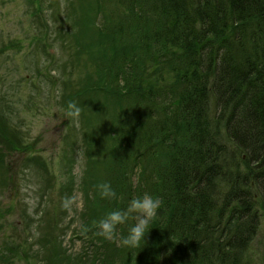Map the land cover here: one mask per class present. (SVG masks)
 <instances>
[{
    "label": "trees",
    "instance_id": "1",
    "mask_svg": "<svg viewBox=\"0 0 264 264\" xmlns=\"http://www.w3.org/2000/svg\"><path fill=\"white\" fill-rule=\"evenodd\" d=\"M82 1L87 18L99 11L87 33L96 70L81 94L105 98L116 125L95 182H110L118 198L104 199L101 218L144 193L164 204L140 248L102 238L70 256L57 245L54 264H251L246 250L261 222L264 229V0ZM106 5L115 9L102 17ZM49 35L58 37L40 32L53 42ZM138 157L155 165L142 166L134 187L127 174L139 170ZM36 255L22 258L45 264ZM0 260L17 261L4 250Z\"/></svg>",
    "mask_w": 264,
    "mask_h": 264
},
{
    "label": "rangeland",
    "instance_id": "2",
    "mask_svg": "<svg viewBox=\"0 0 264 264\" xmlns=\"http://www.w3.org/2000/svg\"><path fill=\"white\" fill-rule=\"evenodd\" d=\"M70 1L78 2L73 11L68 0H49L45 9L37 6L38 0H0V153L4 165L0 168V250L11 262L19 256L13 264H26L24 250L29 260L37 253L33 261L54 264L50 255L57 245L71 256L84 245L93 249L102 240L94 235L91 222L86 234L80 226L86 219H101L105 203L95 181L100 182L103 168L108 167L107 142L116 125L109 103L104 107L105 98L101 96L99 104L87 93L81 94L96 70L87 33L99 10L91 9L87 18L81 11L83 1ZM111 9L115 6H102V17ZM53 30L58 34L57 38L49 35L53 42L40 36ZM69 102L81 109L78 122L65 114ZM154 108L152 112L159 114ZM129 113L138 111H123L120 122ZM120 116L121 112L116 120ZM138 158L133 162L140 164L139 170L127 174L134 187L142 166L155 165L150 158L148 165L145 158ZM128 229L125 223L117 231L126 236ZM27 243L32 247L21 248ZM12 244L17 247L10 248ZM246 251L251 264H264L262 222Z\"/></svg>",
    "mask_w": 264,
    "mask_h": 264
},
{
    "label": "clouds",
    "instance_id": "3",
    "mask_svg": "<svg viewBox=\"0 0 264 264\" xmlns=\"http://www.w3.org/2000/svg\"><path fill=\"white\" fill-rule=\"evenodd\" d=\"M81 109L75 102H69L66 116L77 121ZM99 196L102 199H117V193L112 188L110 182H101L96 185ZM164 201L158 196L144 193L142 196L133 197L125 209H116L108 212L103 218L92 222L95 228L94 235L105 240L113 241L119 237V244L122 247L140 248V242L145 241L150 223L157 218L158 210L163 206ZM133 220L134 224L128 229L126 236H120L117 229L128 220ZM81 232L86 234L90 231L89 226L81 225Z\"/></svg>",
    "mask_w": 264,
    "mask_h": 264
}]
</instances>
